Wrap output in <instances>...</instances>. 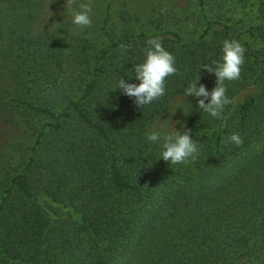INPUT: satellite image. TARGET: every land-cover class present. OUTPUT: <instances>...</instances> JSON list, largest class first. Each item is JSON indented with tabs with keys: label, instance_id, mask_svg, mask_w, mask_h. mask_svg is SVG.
I'll list each match as a JSON object with an SVG mask.
<instances>
[{
	"label": "trees",
	"instance_id": "16d2710c",
	"mask_svg": "<svg viewBox=\"0 0 264 264\" xmlns=\"http://www.w3.org/2000/svg\"><path fill=\"white\" fill-rule=\"evenodd\" d=\"M53 1L0 0V117L19 116L36 134L0 180V264H264V0L253 24L197 0L215 13L191 41L170 15L149 19L154 33L135 31L127 9L115 24L106 2L104 47L66 23L49 28ZM149 38L178 72L140 109L117 85L139 84L133 65ZM233 39L246 51L240 79L225 81L232 103L217 119L186 97L200 155L170 165L148 130L198 75L215 87L200 67ZM232 133L242 145L227 142Z\"/></svg>",
	"mask_w": 264,
	"mask_h": 264
},
{
	"label": "rangeland",
	"instance_id": "374dc122",
	"mask_svg": "<svg viewBox=\"0 0 264 264\" xmlns=\"http://www.w3.org/2000/svg\"><path fill=\"white\" fill-rule=\"evenodd\" d=\"M219 1L225 3L229 16L235 22L244 19L247 24L256 23L257 0ZM78 2H89V0H78ZM90 2L92 5L90 27L77 28L72 25L71 17L65 7L66 0H54L51 3L47 26L53 28L58 21H60L59 25L66 23L75 35L85 36L97 47H104L107 44V37L103 20L106 4L110 3L112 22L115 24L121 25L119 13L127 9L131 14L139 17V21L132 26L135 31L154 33L149 19L160 14L170 15L175 17L174 22H177L172 24V29L178 31L185 41H191L205 29V16L213 18L215 13L207 6L202 14L197 6V0H90ZM62 13H65L64 19L61 17ZM161 126L164 132L174 131L175 128L178 131L190 129L185 96L176 98L168 111L154 122L148 133L152 130L160 131ZM35 140V132L19 116L9 117V120L0 117V180L25 158Z\"/></svg>",
	"mask_w": 264,
	"mask_h": 264
},
{
	"label": "clouds",
	"instance_id": "9594fccd",
	"mask_svg": "<svg viewBox=\"0 0 264 264\" xmlns=\"http://www.w3.org/2000/svg\"><path fill=\"white\" fill-rule=\"evenodd\" d=\"M66 10L71 17L72 25L77 28L90 27L92 24V5L89 2H78V0H66ZM130 45H119L121 52H126ZM222 58L211 64H202L200 69H206L208 73H214L216 77L215 87L209 91L204 84L199 83L200 76L190 82L184 89V96H192L198 99V109L211 117L220 119L225 106L232 103L227 96L225 81L240 79L242 65L245 62L244 46L237 40H225L222 47ZM145 59L143 62L133 65L135 79L139 84L128 83L122 77L118 81L117 89L123 91L128 97L135 98V105L143 109L145 106L162 98L166 93L165 82L171 75H176L178 69L175 66V57L167 51L160 38H149L144 49ZM132 78V71H129ZM199 85V86H198ZM202 97V98H201ZM210 97V101H209ZM206 101H209L206 103ZM146 139L153 143L161 144V158L170 165L184 164L189 160L195 161L200 155L197 140L192 139L191 129L184 131L175 130L164 132L161 130L150 131ZM228 143L236 146L243 144L239 133H232L227 138Z\"/></svg>",
	"mask_w": 264,
	"mask_h": 264
}]
</instances>
